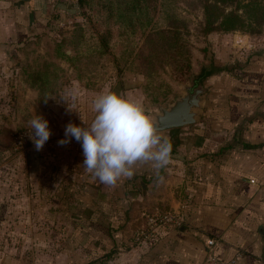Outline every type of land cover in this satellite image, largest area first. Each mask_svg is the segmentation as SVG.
Returning <instances> with one entry per match:
<instances>
[{
    "label": "crops",
    "instance_id": "1",
    "mask_svg": "<svg viewBox=\"0 0 264 264\" xmlns=\"http://www.w3.org/2000/svg\"><path fill=\"white\" fill-rule=\"evenodd\" d=\"M76 3L0 0V60L19 57L50 27L76 19ZM250 43L247 65L229 92L235 102H204L205 132L187 134L192 144L171 150L159 184L149 165L115 187L101 184L84 170L76 147L58 144L70 122L59 112L61 121L41 151L31 146L13 152L8 133L18 125L24 102L16 80L11 87V74L3 72L10 78L0 77V264H57L53 254L59 261L67 252L61 238L69 221L91 223V252L109 253L106 264H206L210 254L224 263L264 264V42ZM93 118L71 123L83 127L82 120ZM163 134L171 142L176 137ZM155 211L178 214L181 225L134 245V230ZM54 238L58 244L51 243Z\"/></svg>",
    "mask_w": 264,
    "mask_h": 264
},
{
    "label": "rangeland",
    "instance_id": "2",
    "mask_svg": "<svg viewBox=\"0 0 264 264\" xmlns=\"http://www.w3.org/2000/svg\"><path fill=\"white\" fill-rule=\"evenodd\" d=\"M242 1L246 3L249 0ZM151 9V24L147 29L141 30L136 26L125 31L102 16L96 0H87L84 7L78 9L76 19L50 27L27 45L19 46L22 47L19 57L0 60V77L4 76L3 72H9L13 80L11 87L16 80L23 94L18 125L12 132L8 131L12 151L13 134L31 129L29 122L35 115L46 119L49 129L55 127L57 120L61 121L59 113H63L70 122L71 119H91L95 114L91 107L95 94L108 86L113 91L145 96L146 104L152 112H157L159 106H165L175 95L183 92L181 86L188 85L192 76L197 78L204 68H211L216 74L207 78L205 83L212 84L214 92L210 93L205 104L219 100L235 102V94L229 95V92L234 90L238 81L239 65H245L253 50L249 41L259 38L264 42V23L259 27L252 25L255 33L204 34L199 0H180L176 14L181 23L177 30L161 34L168 28L161 19L160 0H151ZM241 36H245L243 42ZM261 48L264 50V46ZM39 76H44V89L41 84L35 86ZM9 78L8 75L3 77L5 80ZM72 89L78 90L75 100L67 94ZM25 90L31 92V98H26L22 92ZM5 97L9 102L10 95L7 93ZM203 120H208L206 113L197 125L168 131V134L176 136L171 142L172 150L192 144L187 134L205 132L201 128ZM81 223L69 221L66 237L61 238L67 252L60 254L59 261L58 254L54 253L56 263L106 264L107 260L102 261V256L107 252H91V233L94 232L91 223L80 226ZM55 240L58 238L51 239V243L58 244Z\"/></svg>",
    "mask_w": 264,
    "mask_h": 264
},
{
    "label": "clouds",
    "instance_id": "3",
    "mask_svg": "<svg viewBox=\"0 0 264 264\" xmlns=\"http://www.w3.org/2000/svg\"><path fill=\"white\" fill-rule=\"evenodd\" d=\"M67 94L75 100L78 90H69ZM91 107L95 113L91 123L82 120L81 127L69 122L65 138L58 144L66 145L70 138L80 142L84 170L103 185L115 187L122 178H132L141 165H149L155 182L162 183L161 172L170 164L172 144L157 126L146 97L113 91L108 86L95 94ZM29 124L34 130L30 139L35 150L41 151L51 135L48 121L35 115Z\"/></svg>",
    "mask_w": 264,
    "mask_h": 264
},
{
    "label": "trees",
    "instance_id": "4",
    "mask_svg": "<svg viewBox=\"0 0 264 264\" xmlns=\"http://www.w3.org/2000/svg\"><path fill=\"white\" fill-rule=\"evenodd\" d=\"M86 1L77 0V8L81 10ZM179 1L160 0L161 19L164 21L166 29L168 28L167 31L160 32L161 34L177 30L178 25L181 23L180 17L176 14V6ZM199 5L203 11L202 32L204 34L242 31L255 33L252 25L259 27L264 23V0H249L246 3L242 0H199ZM96 7L107 21L123 28L125 31L133 30L136 26L141 30H145L151 24V0H96ZM60 56L67 59L63 55ZM246 65H239V68L243 69ZM213 73L211 68L204 69V77H208ZM39 79L41 82H39ZM37 80L38 84H35V86L41 84L42 87L45 83L43 81L44 76H39ZM108 258L109 253H106L102 256V261Z\"/></svg>",
    "mask_w": 264,
    "mask_h": 264
},
{
    "label": "water",
    "instance_id": "5",
    "mask_svg": "<svg viewBox=\"0 0 264 264\" xmlns=\"http://www.w3.org/2000/svg\"><path fill=\"white\" fill-rule=\"evenodd\" d=\"M204 69L197 76L200 83L196 87L194 81L197 78L192 76L188 85L181 86L183 92L180 95H175L165 106H159L157 112H152L162 132L200 123L205 111L204 102L211 90L205 83L208 77H204Z\"/></svg>",
    "mask_w": 264,
    "mask_h": 264
},
{
    "label": "built area",
    "instance_id": "6",
    "mask_svg": "<svg viewBox=\"0 0 264 264\" xmlns=\"http://www.w3.org/2000/svg\"><path fill=\"white\" fill-rule=\"evenodd\" d=\"M30 135H34V130L25 129L21 132L14 133L12 136V149L14 152L25 151L29 147H33L34 143L30 139ZM70 146L76 147L82 155L84 160L83 149L80 142H77L75 138H70V142L67 143ZM181 225V219L178 214L171 211H155L151 213L145 224L134 230L132 236V242L134 245L147 244L154 242L160 232L166 231L172 228H178ZM212 242H209L211 245ZM234 261L224 263L220 261L214 254H210L207 258L206 264H234Z\"/></svg>",
    "mask_w": 264,
    "mask_h": 264
},
{
    "label": "flooded vegetation",
    "instance_id": "7",
    "mask_svg": "<svg viewBox=\"0 0 264 264\" xmlns=\"http://www.w3.org/2000/svg\"><path fill=\"white\" fill-rule=\"evenodd\" d=\"M210 75H212V74H210ZM210 75H208V77ZM198 83H200V77H197V79L194 81V87H196Z\"/></svg>",
    "mask_w": 264,
    "mask_h": 264
}]
</instances>
